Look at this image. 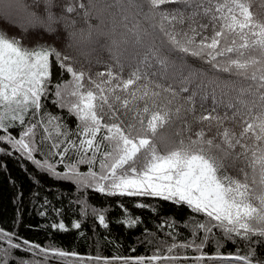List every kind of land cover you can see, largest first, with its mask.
<instances>
[{
	"label": "snow or ice",
	"instance_id": "obj_1",
	"mask_svg": "<svg viewBox=\"0 0 264 264\" xmlns=\"http://www.w3.org/2000/svg\"><path fill=\"white\" fill-rule=\"evenodd\" d=\"M260 8L0 0V155L32 181L28 200L44 229L76 233L71 247L51 232L40 242L22 236L24 192L9 175L17 214L11 227L0 224V264H264ZM92 194L136 198L138 211L123 199L96 205ZM159 202L189 212L179 220ZM142 211L155 215L152 229ZM112 224L140 230L127 251ZM89 240L96 251H79Z\"/></svg>",
	"mask_w": 264,
	"mask_h": 264
},
{
	"label": "trees",
	"instance_id": "obj_2",
	"mask_svg": "<svg viewBox=\"0 0 264 264\" xmlns=\"http://www.w3.org/2000/svg\"><path fill=\"white\" fill-rule=\"evenodd\" d=\"M264 3V0H253V10L254 11H261L260 5ZM107 54L105 53V57ZM59 74L58 69H54V79ZM49 108L54 113L58 110L49 105ZM159 131L165 135L171 134V129L165 125L163 128L159 129ZM0 161H3L7 164V171H0V224L4 227H11V221H13L17 214V205L13 203L17 187L23 190L24 192V201H23V222L19 226V232L22 236L35 241H47L49 239V233H52V239L59 241L65 246L71 247L74 243L76 233L74 231L69 232L67 234H58L52 232V230L44 229L43 225L46 221L42 220L36 213L35 210L31 207L28 200L29 193L32 192L34 185L32 181L29 179V176L21 169L17 161L11 157L0 155ZM27 163V162H25ZM28 170L31 172L33 171V167L31 164H27ZM9 175L15 180L17 187H14L12 184L9 183ZM42 183L44 185H55L56 181L49 179L47 176L40 177ZM67 187V185H65ZM41 193H44V189H40ZM48 195H52L48 193ZM117 199H123L127 206L132 210L133 213L137 212L138 210L132 207L133 201L136 198H106L101 194H92L91 200L96 205L104 204L106 201L111 204H115ZM159 204L163 205V210L166 213H174L175 218L182 220L184 219L186 213L189 210L186 207L180 206L177 207L172 205L169 202H159ZM120 211L116 209L111 213V216H119ZM142 217L145 221L148 222V228L152 229L154 227L155 215L152 214L150 211H142L140 212ZM151 217V219H150ZM66 221L70 219V217H65ZM168 219H173V217H168ZM32 226V227H29ZM36 226H40V230H34ZM97 231L103 233L102 229H97ZM111 231L113 236L121 243L124 248V251H127L128 246L135 242L134 237L139 234V229L135 231H126L124 227L118 226L116 224H112ZM91 235V233H89ZM91 245V251H96V245L93 240H89L87 244L84 241H79L78 250L84 252L88 249V246ZM233 246L229 244L226 248L222 249V252L227 253L231 251ZM100 251L103 252L105 255L113 251L111 245L105 244L103 239L100 240ZM138 253L143 252L144 248H138Z\"/></svg>",
	"mask_w": 264,
	"mask_h": 264
}]
</instances>
